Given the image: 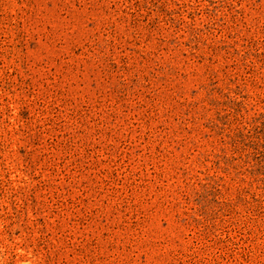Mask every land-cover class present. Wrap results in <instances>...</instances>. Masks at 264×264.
I'll return each instance as SVG.
<instances>
[{
  "label": "rangeland",
  "instance_id": "1",
  "mask_svg": "<svg viewBox=\"0 0 264 264\" xmlns=\"http://www.w3.org/2000/svg\"><path fill=\"white\" fill-rule=\"evenodd\" d=\"M0 264H264V0H0Z\"/></svg>",
  "mask_w": 264,
  "mask_h": 264
}]
</instances>
